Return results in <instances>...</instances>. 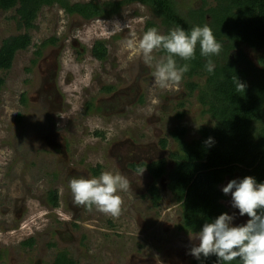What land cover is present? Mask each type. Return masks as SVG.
<instances>
[{
    "label": "rangeland",
    "instance_id": "obj_1",
    "mask_svg": "<svg viewBox=\"0 0 264 264\" xmlns=\"http://www.w3.org/2000/svg\"><path fill=\"white\" fill-rule=\"evenodd\" d=\"M176 2L183 12L202 6L200 0ZM208 2L205 8L213 5ZM16 10L0 12V47L24 34L31 46L17 52L10 70H0V264H52L61 252L76 264H194L189 252L198 246L197 233L179 229L181 207L172 199L168 176L154 181L145 167L133 168L165 161L171 171L170 156L178 151L171 132L183 126L184 140L192 142L199 128L215 124L198 101L199 91L189 95L186 78L179 91L159 88L155 61L145 63L126 47L148 22L165 34L160 20L137 3L111 19L90 22L52 6L42 8L27 30ZM115 21L127 27L106 36ZM51 39L55 43H47ZM97 41L108 50L104 61L91 53ZM246 54L264 66V55L248 49ZM103 171L130 182L128 191L118 193L124 200L119 217L73 205L69 180ZM233 179L240 180L227 177L220 189ZM154 183L160 190L157 204L149 193ZM50 191L58 192L56 207L48 202ZM221 203L235 215L233 226L247 222V215L232 207L231 193ZM31 239L32 246L24 245Z\"/></svg>",
    "mask_w": 264,
    "mask_h": 264
},
{
    "label": "trees",
    "instance_id": "obj_2",
    "mask_svg": "<svg viewBox=\"0 0 264 264\" xmlns=\"http://www.w3.org/2000/svg\"><path fill=\"white\" fill-rule=\"evenodd\" d=\"M202 6L194 9L179 8L176 0H122L116 2L71 5L68 0H0V12L16 8L21 25L30 30L38 12L45 6H58L68 14H78L87 22L96 19H111L131 4H142L150 9L165 28V34L176 27L190 32L195 26L208 25L215 38L222 43L219 55L204 57L197 45L195 57L189 61L176 57L178 65L187 63L189 71L183 76L189 95L199 91L198 101L207 108L215 124L201 127L199 138L186 142V128L177 126L171 137L178 151L171 154L173 167L168 172L165 161L149 165H133L135 171L146 168L154 181L167 175L172 199L181 207L179 229L198 233L205 222H211L226 212L221 201L227 195L220 186L227 177L243 179L252 176L257 183H264V66L258 67L246 54L250 50L255 56L264 55V0H200ZM157 25L148 22L146 31ZM55 39L47 43H55ZM31 46L27 35L12 36L0 47V70L8 71L18 51ZM39 53V52H38ZM93 57L104 61L108 55L105 44L95 42L91 49ZM160 54L166 55L160 51ZM214 62L215 69L206 70L207 61ZM205 77L201 85L198 79ZM246 85L238 91L236 84ZM3 80L0 79V87ZM181 114H179V117ZM212 139V143L206 141ZM162 146L166 141L162 140ZM94 173H98L94 170ZM226 177V178H225ZM153 203L161 199L159 188L154 183L149 190ZM48 202L58 206L57 191L48 193ZM248 217V216H247ZM249 219V217H248ZM24 245H33V239ZM54 264H76L67 252L58 255ZM194 264H219L215 255H201ZM224 264V262H221ZM230 264H242L239 259Z\"/></svg>",
    "mask_w": 264,
    "mask_h": 264
},
{
    "label": "clouds",
    "instance_id": "obj_3",
    "mask_svg": "<svg viewBox=\"0 0 264 264\" xmlns=\"http://www.w3.org/2000/svg\"><path fill=\"white\" fill-rule=\"evenodd\" d=\"M113 29L106 33L110 37L116 31H123L127 25L121 26L113 22ZM128 49L135 55L142 56L145 63L155 61L154 81L161 89L179 91L183 76L189 71L187 63L178 65L176 57L189 61L195 57L197 45L204 57L219 55L222 49L208 25L195 26L190 32L176 27L168 34H161L152 27L137 37L134 33L125 42ZM93 47V46H92ZM163 51L166 55L156 58L153 53ZM215 69L214 62L209 59L206 70L211 73ZM238 91H245L246 85L239 80ZM206 143L211 144L209 138ZM73 194V205L76 207L94 206L96 210L119 217L122 213L124 200L118 193L128 191L130 182L125 175L103 171L98 177H73L69 180ZM225 195L231 193L232 207L239 210L240 216L249 219L243 225L233 226L235 215L220 214L211 222H205L202 229L193 237L198 246L191 247L189 254L200 259L215 255L224 264L239 259L242 264H264V183H257L252 176L237 181L233 179L222 189Z\"/></svg>",
    "mask_w": 264,
    "mask_h": 264
},
{
    "label": "flooded vegetation",
    "instance_id": "obj_4",
    "mask_svg": "<svg viewBox=\"0 0 264 264\" xmlns=\"http://www.w3.org/2000/svg\"><path fill=\"white\" fill-rule=\"evenodd\" d=\"M45 7H47V6H45ZM43 8H44V7H43ZM159 192H160V190H159ZM159 195H160V193H159ZM33 240H34V239H33ZM61 253H62V252H61ZM61 253H57V255H56L54 261L52 262V264H54V263L56 262V259H57L58 255L61 254ZM73 260H74V259H73ZM75 263H76V262H75Z\"/></svg>",
    "mask_w": 264,
    "mask_h": 264
},
{
    "label": "bare ground",
    "instance_id": "obj_5",
    "mask_svg": "<svg viewBox=\"0 0 264 264\" xmlns=\"http://www.w3.org/2000/svg\"><path fill=\"white\" fill-rule=\"evenodd\" d=\"M153 198V197H152Z\"/></svg>",
    "mask_w": 264,
    "mask_h": 264
}]
</instances>
